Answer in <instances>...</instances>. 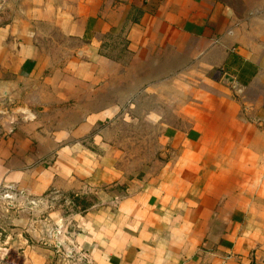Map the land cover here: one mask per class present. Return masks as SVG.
Listing matches in <instances>:
<instances>
[{"label":"crops","instance_id":"crops-1","mask_svg":"<svg viewBox=\"0 0 264 264\" xmlns=\"http://www.w3.org/2000/svg\"><path fill=\"white\" fill-rule=\"evenodd\" d=\"M240 1L0 0V264H264V0ZM131 100L157 147L129 176L102 122Z\"/></svg>","mask_w":264,"mask_h":264},{"label":"rangeland","instance_id":"rangeland-1","mask_svg":"<svg viewBox=\"0 0 264 264\" xmlns=\"http://www.w3.org/2000/svg\"><path fill=\"white\" fill-rule=\"evenodd\" d=\"M222 1L231 2L233 6L239 9L240 15H248V12L241 9L240 0ZM111 45L116 53L117 51L122 53L125 48L122 43ZM147 109L144 105L142 107L134 106L132 100L124 107L105 108V112L110 114L107 113L106 120L102 124L105 125V128H109L111 134L105 145L113 147V150L110 151L112 163L118 165L129 176L135 174L151 158L154 148L157 147V140L149 137L141 138V132L145 129L146 124L134 122ZM81 205L85 204L81 202L79 206ZM5 210H7L6 203L0 202V211L4 212ZM4 221L7 222L8 220L0 219V222Z\"/></svg>","mask_w":264,"mask_h":264},{"label":"built area","instance_id":"built-area-1","mask_svg":"<svg viewBox=\"0 0 264 264\" xmlns=\"http://www.w3.org/2000/svg\"><path fill=\"white\" fill-rule=\"evenodd\" d=\"M3 197H4V199H6V200H10V199L12 198V196L7 195V194H4Z\"/></svg>","mask_w":264,"mask_h":264}]
</instances>
